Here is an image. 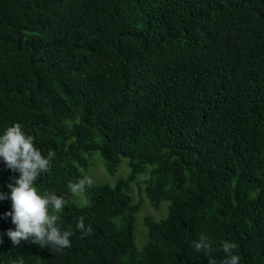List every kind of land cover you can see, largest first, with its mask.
<instances>
[{
	"label": "trees",
	"instance_id": "16d2710c",
	"mask_svg": "<svg viewBox=\"0 0 264 264\" xmlns=\"http://www.w3.org/2000/svg\"><path fill=\"white\" fill-rule=\"evenodd\" d=\"M16 123L55 153L33 187L74 235L14 245L5 199L0 264H221L225 240L264 264V0H0V136ZM95 154L116 182L72 196ZM13 176L0 158V191ZM147 202L166 213L141 224Z\"/></svg>",
	"mask_w": 264,
	"mask_h": 264
},
{
	"label": "clouds",
	"instance_id": "9594fccd",
	"mask_svg": "<svg viewBox=\"0 0 264 264\" xmlns=\"http://www.w3.org/2000/svg\"><path fill=\"white\" fill-rule=\"evenodd\" d=\"M34 138L27 136L19 123L7 128L0 136V158L6 167L20 172V176L10 177L12 182L7 187L11 193L0 191V201L10 199L12 210L6 212L5 216L12 218V223L16 225L15 230L9 229L7 235L14 245H19L22 240L39 244L41 248L52 246V250L62 251L71 247L70 237L74 231L69 228L63 230L60 226V217L56 214L50 215V208L53 213H59L68 200L64 196H59L54 192L38 194L34 181L43 173H49L52 167L54 152L49 151L47 157L34 146ZM90 177H84L76 182H69L68 189L72 196L82 193L86 186L92 184ZM76 230H79L82 237L88 236L92 232L91 226L86 227L84 217L81 216L76 223ZM2 242V240H0ZM197 252L210 251L207 237L201 235L200 239L194 243ZM236 245L227 240L221 244V250L225 257L221 264H239V256L233 254ZM209 264H217L213 258H209Z\"/></svg>",
	"mask_w": 264,
	"mask_h": 264
},
{
	"label": "rangeland",
	"instance_id": "374dc122",
	"mask_svg": "<svg viewBox=\"0 0 264 264\" xmlns=\"http://www.w3.org/2000/svg\"><path fill=\"white\" fill-rule=\"evenodd\" d=\"M95 155H97V157H99L100 161H102V162L96 161L95 165L93 167H91V169H89L90 170L89 172H87L88 173L87 177H90L91 179L96 178V180H97V178L101 179L102 177H103V179H105L107 176L110 179L109 182L111 184H114L116 182L117 175L116 176H111L109 174L104 175L105 174L104 173V170H105L104 167L105 166H103L104 165L103 158L99 154H95ZM128 172H129V168H127L126 165L123 164L122 168L119 172V175H124V174L126 175V174H128ZM140 176L142 177V174ZM103 182H105V180H103ZM137 192H138L137 188L134 187V195L135 196H137ZM78 199H79V201H81V200L84 201L82 198H78ZM163 204L167 205L168 202L164 201ZM165 205L161 206L160 209L157 210L154 206H152L149 202H147L143 206L142 210L137 214L139 222L142 224V222L145 220V217L149 216V215L153 216L155 218H161L166 213L165 212ZM136 230H137V228H136ZM140 234L141 233L139 232V236H140Z\"/></svg>",
	"mask_w": 264,
	"mask_h": 264
}]
</instances>
